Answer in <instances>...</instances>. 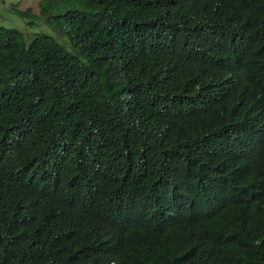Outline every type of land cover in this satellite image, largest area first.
Here are the masks:
<instances>
[{"label":"trees","instance_id":"obj_1","mask_svg":"<svg viewBox=\"0 0 264 264\" xmlns=\"http://www.w3.org/2000/svg\"><path fill=\"white\" fill-rule=\"evenodd\" d=\"M41 16L0 26V264H264V0Z\"/></svg>","mask_w":264,"mask_h":264},{"label":"rangeland","instance_id":"obj_2","mask_svg":"<svg viewBox=\"0 0 264 264\" xmlns=\"http://www.w3.org/2000/svg\"><path fill=\"white\" fill-rule=\"evenodd\" d=\"M46 0H0V26L20 30L27 41L39 32L47 31V21L41 16V4ZM17 11H30L37 19L32 25V18H24ZM49 25V24H48ZM55 38L62 39L56 31L52 32Z\"/></svg>","mask_w":264,"mask_h":264}]
</instances>
